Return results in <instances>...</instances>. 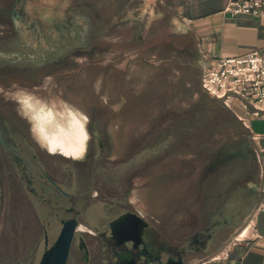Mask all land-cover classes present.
<instances>
[{
  "label": "rangeland",
  "instance_id": "374dc122",
  "mask_svg": "<svg viewBox=\"0 0 264 264\" xmlns=\"http://www.w3.org/2000/svg\"><path fill=\"white\" fill-rule=\"evenodd\" d=\"M13 4L0 0V37L8 45L20 38L8 16ZM16 8L27 43L65 54L38 82H24L11 95L41 146L33 112L45 109L59 118L68 107L83 120L84 154L74 158L57 150L46 159L53 170L68 166L66 190L77 192V208L85 202L86 220H96L102 191L108 202L114 199V211L152 217L158 241L169 246L217 222L209 248L193 257L214 253L246 227L263 188L249 131L201 87L184 95L183 69L192 76L196 69L166 59L186 57L180 29L114 18L120 9L114 0H21ZM251 118L252 132H263L264 121Z\"/></svg>",
  "mask_w": 264,
  "mask_h": 264
},
{
  "label": "flooded vegetation",
  "instance_id": "af4514ba",
  "mask_svg": "<svg viewBox=\"0 0 264 264\" xmlns=\"http://www.w3.org/2000/svg\"><path fill=\"white\" fill-rule=\"evenodd\" d=\"M20 3L21 0H14L8 12L12 28L20 38L8 45L0 37V264H38L43 251L55 241L67 221L75 223V232L65 264H122L129 257L134 264H162L168 257L180 254L186 261L208 249L213 234L210 227L217 222L189 241L169 246L158 241L152 217L133 210L114 211V199L108 202L106 192L101 191V199L96 201L99 212L94 222L86 220L85 202L83 208L76 207L77 192L66 190L71 177L68 166L53 170L46 159L52 151L32 139L18 100L11 95L24 82H38L65 56L56 46L41 42L42 46L36 48L23 39L18 28L21 13L16 8ZM24 73H29L30 78L24 79ZM102 153L99 142V154ZM56 154L66 158L60 152ZM126 213L136 214L146 222L141 238L137 237L135 228L140 224L135 218L116 223ZM79 238L84 244L81 249ZM126 238L141 242L138 249H131V242L125 248L118 246V241ZM31 241L24 254V245Z\"/></svg>",
  "mask_w": 264,
  "mask_h": 264
},
{
  "label": "crops",
  "instance_id": "0c3cea01",
  "mask_svg": "<svg viewBox=\"0 0 264 264\" xmlns=\"http://www.w3.org/2000/svg\"><path fill=\"white\" fill-rule=\"evenodd\" d=\"M117 1L120 9L114 12V18L120 14L121 18L148 25L169 23L180 29L179 35L188 34L194 39L197 51L194 67L199 84L200 70L215 59L264 48V20L224 13L226 0H114ZM121 9L125 14L120 13ZM251 119L250 116L245 121L252 131ZM263 201L259 194L255 205ZM236 236L217 247L214 253L189 258L185 264H264V210L254 209L241 235Z\"/></svg>",
  "mask_w": 264,
  "mask_h": 264
},
{
  "label": "built area",
  "instance_id": "2783aa9c",
  "mask_svg": "<svg viewBox=\"0 0 264 264\" xmlns=\"http://www.w3.org/2000/svg\"><path fill=\"white\" fill-rule=\"evenodd\" d=\"M224 13L251 16L264 20V0H226ZM201 89L232 110L249 131L259 175L263 180L264 197V134L252 132L245 118L264 119V48L240 56L219 57L204 66ZM257 210H264V201ZM241 232L237 234L239 237Z\"/></svg>",
  "mask_w": 264,
  "mask_h": 264
},
{
  "label": "bare ground",
  "instance_id": "6f19581e",
  "mask_svg": "<svg viewBox=\"0 0 264 264\" xmlns=\"http://www.w3.org/2000/svg\"><path fill=\"white\" fill-rule=\"evenodd\" d=\"M33 118L35 130L48 149L74 158L84 154L87 137L84 122L68 107H64L59 118L45 109L33 112Z\"/></svg>",
  "mask_w": 264,
  "mask_h": 264
},
{
  "label": "water",
  "instance_id": "95a60500",
  "mask_svg": "<svg viewBox=\"0 0 264 264\" xmlns=\"http://www.w3.org/2000/svg\"><path fill=\"white\" fill-rule=\"evenodd\" d=\"M127 217L135 218V220L139 221L140 226L135 229H137V237L141 238L143 227L147 225L146 222L136 214L126 213L121 215L116 220V223L121 222ZM74 232L75 223L71 221H67L66 223H64L55 241L43 251L38 264H65ZM110 235L113 236V233ZM130 242L132 243L131 249H138L139 244H141V242L136 243L132 238L121 239L117 244L118 246L125 248L126 244ZM78 246L80 249L84 247L81 238H79ZM122 264H134V260L133 258L129 257L125 261L122 260ZM162 264H185V261L179 254L176 257H168Z\"/></svg>",
  "mask_w": 264,
  "mask_h": 264
},
{
  "label": "trees",
  "instance_id": "16d2710c",
  "mask_svg": "<svg viewBox=\"0 0 264 264\" xmlns=\"http://www.w3.org/2000/svg\"><path fill=\"white\" fill-rule=\"evenodd\" d=\"M180 38L184 41V43L188 44V47L184 46L180 48L181 52H184V55H171L169 58H166L167 60H170L175 58L180 59L181 63L183 64L184 67L189 66V64L191 63V69L192 71L194 68V63L196 62V57H194V55L197 54L196 51V47H195V41L194 39L188 35V34H183L180 35ZM188 70L183 69V73H182V82H181V86L184 88V95L187 93L189 94H193L194 91H196V93H198L200 90V84L198 83V81L196 80V74L197 71H194V75L192 76L191 74H189V72H187ZM192 76V77H190ZM190 77V78H189ZM186 80H190L188 84L185 83Z\"/></svg>",
  "mask_w": 264,
  "mask_h": 264
},
{
  "label": "clouds",
  "instance_id": "9594fccd",
  "mask_svg": "<svg viewBox=\"0 0 264 264\" xmlns=\"http://www.w3.org/2000/svg\"><path fill=\"white\" fill-rule=\"evenodd\" d=\"M43 147H47L46 145H42ZM50 151L53 150V149H49Z\"/></svg>",
  "mask_w": 264,
  "mask_h": 264
}]
</instances>
